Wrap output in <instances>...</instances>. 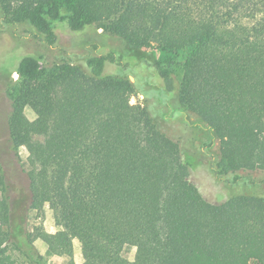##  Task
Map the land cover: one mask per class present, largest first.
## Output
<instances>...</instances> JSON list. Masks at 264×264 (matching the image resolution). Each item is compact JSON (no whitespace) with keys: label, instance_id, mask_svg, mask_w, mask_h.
<instances>
[{"label":"trees","instance_id":"16d2710c","mask_svg":"<svg viewBox=\"0 0 264 264\" xmlns=\"http://www.w3.org/2000/svg\"><path fill=\"white\" fill-rule=\"evenodd\" d=\"M0 9L4 25L48 45L59 27H95L129 49L94 45L26 98L6 84L16 165L0 162V264H48L37 240L73 264L69 238L80 264H264V180L249 173L264 171V16H255L264 0H0ZM41 64L23 55L17 68L34 77ZM129 73L147 87L142 103H128ZM27 109L53 118L48 135ZM173 116L192 128L183 144L162 127ZM203 125L222 146L216 162L198 157ZM200 167L231 196L204 198L190 178ZM45 206L61 227L50 236L29 228Z\"/></svg>","mask_w":264,"mask_h":264},{"label":"rangeland","instance_id":"374dc122","mask_svg":"<svg viewBox=\"0 0 264 264\" xmlns=\"http://www.w3.org/2000/svg\"><path fill=\"white\" fill-rule=\"evenodd\" d=\"M256 17L264 16V9L259 13H255ZM251 21V20H249ZM101 28L87 27L85 32L81 34L73 35L68 33L64 27H59L55 31L54 36L50 39V45L45 41L34 35L22 25L7 26L2 22V12L0 9V162L6 168L16 165V158L13 153L8 152L6 145L7 137V125L6 120L10 112V103L5 96L4 90L6 84L11 83L14 91L17 95L28 97L34 95L39 91H45L48 84L49 77L56 74L54 66L60 64L65 59L70 58L74 60L78 56H83L85 53H94V45L101 49H111L115 51H122L123 53H129V49H124L120 45L118 38L101 33ZM87 46V47H86ZM85 47V48H84ZM84 48V49H83ZM23 55H34L42 58L41 71L39 75L31 77L17 68L18 58ZM111 64L105 65L104 72L106 74L120 75L116 73L114 69L109 68ZM117 69V68H116ZM107 71V72H106ZM129 81L135 86L132 92L127 96L128 103L130 105L136 103H142L145 100L143 92L147 91V87H143L140 91L135 84L136 79L133 74H128ZM152 82V81H151ZM27 87L28 91L23 92L21 86ZM154 93H150V96ZM171 110H173L171 108ZM26 117L29 120V124L33 129L37 126L41 130L43 136L48 135L50 129L54 126V120L50 115L42 118L40 121L36 114L27 109L25 111ZM167 116V112L162 114ZM180 118L173 116L166 122H163V129L166 134L172 139L181 137L182 144L185 142V136L190 133L191 129L187 128ZM203 124V123H201ZM194 127V124L192 125ZM206 130V139L200 142L197 146L200 148V154L198 155L200 161L206 162L208 160L216 162L219 160V153L221 150V144L218 141L209 143L212 133L203 125L199 130ZM184 139V140H183ZM20 156L25 158L24 149L20 151ZM248 172H241L240 174H247ZM251 177L256 181L264 180V171L249 172ZM191 180L197 185L202 196L210 202L220 203L225 201L231 195L230 189L224 188L210 176V174L204 169L196 168L190 174ZM261 186L264 187V182ZM228 195V197H227ZM29 228L35 232L39 230L45 235H54L61 227L57 225L54 218V212L45 206L38 213L37 218L32 219L29 222ZM38 258L48 264H58L61 259L58 256L57 249L52 244H47L41 240H37L34 243ZM67 251L73 264L81 263V250L77 240L69 238L67 242ZM133 252L129 254V261L133 260Z\"/></svg>","mask_w":264,"mask_h":264},{"label":"water","instance_id":"95a60500","mask_svg":"<svg viewBox=\"0 0 264 264\" xmlns=\"http://www.w3.org/2000/svg\"><path fill=\"white\" fill-rule=\"evenodd\" d=\"M17 67H18V63H17Z\"/></svg>","mask_w":264,"mask_h":264}]
</instances>
